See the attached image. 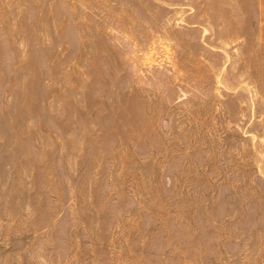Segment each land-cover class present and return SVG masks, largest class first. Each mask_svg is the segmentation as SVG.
Wrapping results in <instances>:
<instances>
[{"label":"rangeland","instance_id":"374dc122","mask_svg":"<svg viewBox=\"0 0 264 264\" xmlns=\"http://www.w3.org/2000/svg\"><path fill=\"white\" fill-rule=\"evenodd\" d=\"M0 264H264V0H0Z\"/></svg>","mask_w":264,"mask_h":264},{"label":"crops","instance_id":"0c3cea01","mask_svg":"<svg viewBox=\"0 0 264 264\" xmlns=\"http://www.w3.org/2000/svg\"><path fill=\"white\" fill-rule=\"evenodd\" d=\"M245 9L246 8L243 5H239L238 3L233 4L230 7V18L232 20H235V21H238V20L243 19L244 16H245V14H246V10ZM215 13L216 14H214L213 16H218V17H212V18H214V19H220V20H224L225 19V17L222 16L223 14L225 15V13H226L225 11H223V7L222 8H219V10H217ZM189 16H192V18L195 17L193 15V13H189ZM210 19H211V17H210ZM205 21H204V24L205 25H211L212 24L211 20H205ZM236 23L239 24L240 22H236Z\"/></svg>","mask_w":264,"mask_h":264}]
</instances>
